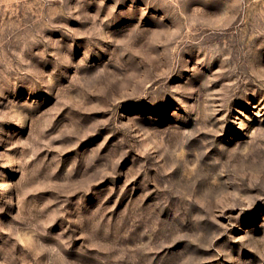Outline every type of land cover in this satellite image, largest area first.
<instances>
[{
  "label": "rangeland",
  "instance_id": "374dc122",
  "mask_svg": "<svg viewBox=\"0 0 264 264\" xmlns=\"http://www.w3.org/2000/svg\"><path fill=\"white\" fill-rule=\"evenodd\" d=\"M0 264H264V0H0Z\"/></svg>",
  "mask_w": 264,
  "mask_h": 264
}]
</instances>
